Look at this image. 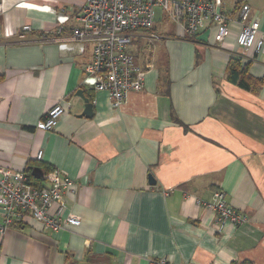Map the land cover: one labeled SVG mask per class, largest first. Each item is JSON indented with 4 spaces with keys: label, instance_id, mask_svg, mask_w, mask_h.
I'll list each match as a JSON object with an SVG mask.
<instances>
[{
    "label": "crops",
    "instance_id": "obj_1",
    "mask_svg": "<svg viewBox=\"0 0 264 264\" xmlns=\"http://www.w3.org/2000/svg\"><path fill=\"white\" fill-rule=\"evenodd\" d=\"M85 2L0 0V165L72 181L65 217L81 220L58 234L29 220L0 232V264H264V53L236 42L241 5L264 36V0H223L232 25L221 45L210 23L190 36L157 14L134 43L140 57L155 44L140 58L144 86L119 109L84 72L92 45H58ZM237 61L249 90L229 82ZM61 102L55 130H37ZM218 191L247 223H217L204 204Z\"/></svg>",
    "mask_w": 264,
    "mask_h": 264
},
{
    "label": "built area",
    "instance_id": "obj_2",
    "mask_svg": "<svg viewBox=\"0 0 264 264\" xmlns=\"http://www.w3.org/2000/svg\"><path fill=\"white\" fill-rule=\"evenodd\" d=\"M224 7L223 0H86L76 17L78 26L69 35L60 37L58 45L61 51L70 53L77 50L84 53L85 45H92V61L84 66V72L92 78V90L107 93L111 106L119 109L132 92L144 86L146 70L134 52V42L155 27L157 9L167 13L190 36L199 34L207 23L214 25L215 41L221 45L229 38L232 25ZM239 25L236 42L243 54L253 48L257 54H263L264 36L259 23L252 18L250 6L240 8ZM30 31L31 27L26 26L19 36L23 38V33ZM58 34L63 35L61 28ZM66 112V103L55 104L37 125V130H55ZM43 154L39 153L38 161L43 160ZM45 179L48 182L35 188L25 173L0 165L2 234L28 220L53 234L81 225L80 218L65 217V194L73 182L63 181L57 173ZM204 205L217 214V223L222 228L248 222V214L231 208L222 192H216L212 202ZM52 209L55 211L51 212Z\"/></svg>",
    "mask_w": 264,
    "mask_h": 264
},
{
    "label": "trees",
    "instance_id": "obj_3",
    "mask_svg": "<svg viewBox=\"0 0 264 264\" xmlns=\"http://www.w3.org/2000/svg\"><path fill=\"white\" fill-rule=\"evenodd\" d=\"M248 81H249V78L247 76L246 66L242 67L239 61H237V63L233 62L229 69V82H231L233 85H236L242 89L249 90L250 85L248 84ZM24 173L28 175L31 185L35 188H41L42 184L46 182L44 181V179L36 180L34 177L31 176V174L27 172H24ZM244 264H252V263H244Z\"/></svg>",
    "mask_w": 264,
    "mask_h": 264
},
{
    "label": "water",
    "instance_id": "obj_4",
    "mask_svg": "<svg viewBox=\"0 0 264 264\" xmlns=\"http://www.w3.org/2000/svg\"><path fill=\"white\" fill-rule=\"evenodd\" d=\"M84 115L87 117H91L93 115V104L88 99H85ZM37 173H39V170H35V175H37L36 177L41 178L42 175H38ZM150 184L156 185V181L153 177H150Z\"/></svg>",
    "mask_w": 264,
    "mask_h": 264
},
{
    "label": "rangeland",
    "instance_id": "obj_5",
    "mask_svg": "<svg viewBox=\"0 0 264 264\" xmlns=\"http://www.w3.org/2000/svg\"><path fill=\"white\" fill-rule=\"evenodd\" d=\"M161 13V10L160 9H157V14H158V16H159V14ZM135 44H136V42H134ZM134 44V45H135ZM151 44V48L150 47H148V43L147 44H145V53H144V56H143V54H142V56L140 57V52L138 51V49L137 50H135V54H137L138 56H139V59L141 58V60L144 58V57H148L149 55H151V52H153L154 51V49H155V44H153V43H150ZM140 60V61H141ZM142 63V62H141Z\"/></svg>",
    "mask_w": 264,
    "mask_h": 264
}]
</instances>
